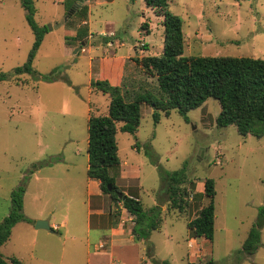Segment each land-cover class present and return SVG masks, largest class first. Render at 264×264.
Masks as SVG:
<instances>
[{
  "label": "rangeland",
  "instance_id": "1",
  "mask_svg": "<svg viewBox=\"0 0 264 264\" xmlns=\"http://www.w3.org/2000/svg\"><path fill=\"white\" fill-rule=\"evenodd\" d=\"M32 1L35 23L47 30L32 62L37 74L0 82V222L10 211L11 193L23 187L26 218L66 224L51 234L35 230V221L19 222L0 254L22 264H88L101 235L89 231L86 220L87 119L106 115L109 105L108 96L92 87L99 80L94 73L90 78V65L94 72L97 58L115 53L97 68L118 75L116 58L127 55L119 78L123 95L126 89L130 97L144 91L156 95L155 79L134 58L161 54L162 18L150 9L143 14V0H77L69 9L74 0ZM168 11L182 21L185 57L264 59V0H170ZM88 13L93 37L88 32L82 46L75 35L85 26L82 22ZM144 23L145 28L141 27ZM33 41L19 0H0V73L22 66ZM109 41L111 48L106 45ZM140 109L137 132L122 133L118 124L116 136L120 162L139 168V188L132 181L127 188L116 182L117 187L130 195L137 191L147 210L164 189L160 170L174 172L185 166L195 187L212 179L216 190L214 237L211 242L196 239L197 246H188L187 222L207 201L192 199L186 217H181L166 211L164 189L166 216L162 214L161 230L153 232L148 241H135L133 236L131 241L128 237L114 239V259L118 264H154L146 254L150 247L156 261L169 264H264V225L254 255L240 253L264 202V138L240 136L234 126L218 128L215 120L220 106L212 98L189 111L187 122L173 110L168 116L160 113L155 124L153 108L142 105ZM91 206L105 213L92 216V222L108 229L120 204L104 195L93 197ZM120 223L124 229L131 227L122 214ZM107 241L102 240L103 249L98 247V252L108 250ZM99 260L93 258L89 264Z\"/></svg>",
  "mask_w": 264,
  "mask_h": 264
},
{
  "label": "trees",
  "instance_id": "2",
  "mask_svg": "<svg viewBox=\"0 0 264 264\" xmlns=\"http://www.w3.org/2000/svg\"><path fill=\"white\" fill-rule=\"evenodd\" d=\"M69 2L68 9L75 3ZM133 3L135 0H128ZM25 12V21L29 26L34 41L26 62L14 68L11 73H0V82L8 81L12 76L23 74L36 75L32 62L39 49L45 27H39L33 18L32 0H19ZM146 9L162 18L163 47L160 55H147L140 59L134 58L143 72L156 81V95L149 91L135 93L130 97L126 89L123 95L121 87L111 85L107 80L96 81L92 87L109 98L106 115L93 116L87 119V178L99 183L101 195L108 196L111 201L120 204L132 218L131 234L134 238L148 241L152 232L158 231L162 224L160 206L144 210L138 198L124 194L116 185L120 159L116 136L119 131L135 134L140 124L141 105L153 108L152 117L157 124L160 113L168 116L176 110L187 122V113L201 107L206 100L212 98L220 106V113L215 122L218 128L234 126L240 136L250 135L256 139L264 138V59L248 57H185L184 35L181 19L168 11L170 0H143ZM86 7L81 9L86 15ZM85 21V20H84ZM145 28L146 23L141 27ZM88 36L85 26L76 31L75 40L84 44ZM38 77H41L40 75ZM41 80L51 81L50 77ZM129 95V96H128ZM35 167V166H33ZM186 167L178 171L160 170V180L167 194V211L175 212L181 217L191 200L207 201L201 205L195 218L188 221L187 228L194 239L203 238L212 241L214 237L216 195L215 183L212 179L203 182V192H196L195 183L188 180ZM112 173V174H111ZM24 188L18 187L10 195L11 208L8 215L0 222V247L9 239L13 227L19 222L33 224L34 221L23 214ZM117 194H121L118 197ZM119 217L116 213L115 226ZM264 225V202L257 210L254 224L248 231L240 253L253 256L260 244V231ZM147 256L154 264H169L153 258L150 247ZM0 264H22L12 258L5 260L0 254ZM206 264H212L208 262Z\"/></svg>",
  "mask_w": 264,
  "mask_h": 264
},
{
  "label": "crops",
  "instance_id": "3",
  "mask_svg": "<svg viewBox=\"0 0 264 264\" xmlns=\"http://www.w3.org/2000/svg\"><path fill=\"white\" fill-rule=\"evenodd\" d=\"M96 4H99V3H97V1H96ZM145 10H146V8L144 7V9H142L141 12H143V14H144ZM89 16H90V14L88 13V19L85 20V21H83L82 24L85 25V26H87V28L89 30L88 31L89 32V36L90 37H93L92 30H91L90 25H89L90 24ZM106 35L107 34H104V36H106ZM106 45H108L109 48H111L112 42L109 41ZM121 46H122V44H121ZM133 49H134V51L136 50L135 47H133ZM106 50H109V49H106ZM75 51L73 53H75ZM114 54L115 53H113V55ZM113 55H111V56H113ZM111 56H109V57H103V58H97L96 59L97 66H96V68L93 69L94 72H92V66H91L92 64L90 65V73H91L90 74V78H92V76H93L92 73H94L95 76L97 77V80H99V81H101V80H107L111 85H113V86H119L120 87V79L119 78L122 79V69H123V67L126 64V59H128L129 57H127V55L126 56L124 55V56H119V57L116 58V64L120 68V70L118 71V75H119L118 76L117 73L116 74H108L110 72H107V74H104L103 72H100V70H98V68H97V67H100L102 64H104V62L109 61V58ZM141 107H142V105H141ZM139 180H140V171H139V168L138 167L135 168L133 166H130L127 162H123V163L120 162L119 172H118V176L116 178V182L121 183L122 184L121 186H123L125 188L128 187V182H130V181L136 182L137 183L136 188L138 189L139 188ZM86 188H87V203H86V206H87V217H86V220H87V228H88L89 231L90 230H93V231L98 232L101 235V239L99 241V244L95 246V250L94 251L96 252V254H95V256H92L91 255L89 257L88 264L92 261L93 258H97V259L99 258L100 259L99 261H97V264H103L104 262H106L105 264H118L117 260L114 259L113 254L111 252V248H112L111 247V244L113 243V240L114 239H116V241H119L120 239L123 240L125 237H128V239L131 241V238H132L131 229H132V225H133L132 218L120 206L118 208L119 217H118V221H117V223H116L115 226H112V224H111L108 227V229H104L101 226L97 225V222H92V220H91L92 219V216H95V215L101 216V215L105 214L104 213V209L99 208V207H92L91 206V199L93 197H96V198L102 197V195H101V192H100V189H99V183L96 182V181H93V180H90V179L87 178ZM202 188H203V185L196 184L195 190H196V192H200L201 193L203 191ZM163 192H164V189H162L159 192L158 198H157V200L154 201L153 206H160L161 207V210H162V214L165 217L166 216L165 215L166 214V212H165L166 208L164 209V205H165L164 203H165V201L162 198L163 197V194H164ZM123 193L124 194H128V192H124V191H123ZM132 196L138 198V200H139V196H138L137 191ZM121 214L123 216H127L128 217V221L130 222V226H131L130 228L128 227V229H124L123 223H120ZM39 219H41V218H39ZM114 220H115V218H112V222L113 223H114ZM162 222H163V218H162ZM48 223H49L48 224L49 227L51 229H53V230H56V231H58L59 229L65 228V224H66L65 221H62L59 225H57L55 223H52V222L51 223L48 222ZM161 227H162V224H161ZM161 227H160L159 230H161ZM47 232L48 233H51V234H55V232H50V231H47ZM190 238L191 239L188 242V246L189 245H196L197 246L196 239H194L192 237H190ZM104 239L105 240H108L107 241L108 244H109L108 250L98 252L97 251L98 250L97 249L98 247L101 248V249H103V242H102V240H104ZM197 239H199V238H197ZM134 240L135 241H142V240H139V238L138 239L137 238H134ZM200 254H201V252H200ZM200 254H198V256ZM200 256H202V254ZM202 257H204V256H202ZM189 264H193V262L192 263H189Z\"/></svg>",
  "mask_w": 264,
  "mask_h": 264
},
{
  "label": "water",
  "instance_id": "4",
  "mask_svg": "<svg viewBox=\"0 0 264 264\" xmlns=\"http://www.w3.org/2000/svg\"><path fill=\"white\" fill-rule=\"evenodd\" d=\"M81 45L83 46V44H81ZM117 195H118V197L121 196V194H117ZM34 229L35 230H41L42 229V230H47V231L53 232L52 229L49 227L48 222L45 221V220H37V221H35Z\"/></svg>",
  "mask_w": 264,
  "mask_h": 264
},
{
  "label": "built area",
  "instance_id": "5",
  "mask_svg": "<svg viewBox=\"0 0 264 264\" xmlns=\"http://www.w3.org/2000/svg\"><path fill=\"white\" fill-rule=\"evenodd\" d=\"M143 46V45H142Z\"/></svg>",
  "mask_w": 264,
  "mask_h": 264
}]
</instances>
